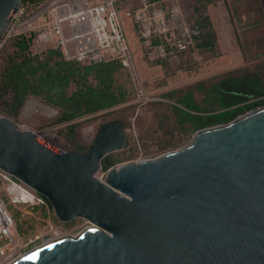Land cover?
I'll return each mask as SVG.
<instances>
[{
	"label": "water",
	"instance_id": "95a60500",
	"mask_svg": "<svg viewBox=\"0 0 264 264\" xmlns=\"http://www.w3.org/2000/svg\"><path fill=\"white\" fill-rule=\"evenodd\" d=\"M21 1L0 0V35ZM125 146L118 118L75 150L0 115V169L59 220L88 221L8 264H264V104L97 177L102 157Z\"/></svg>",
	"mask_w": 264,
	"mask_h": 264
},
{
	"label": "rangeland",
	"instance_id": "374dc122",
	"mask_svg": "<svg viewBox=\"0 0 264 264\" xmlns=\"http://www.w3.org/2000/svg\"><path fill=\"white\" fill-rule=\"evenodd\" d=\"M23 2L26 5L25 12L37 5V0ZM177 4L181 26L188 33L185 36L188 43L176 52L175 57L165 55L151 59L145 54L133 15L124 16V5L118 6L131 49V63L128 66L121 64L112 75V88L123 92V99L119 103L67 122H52L58 108L41 95L30 93L17 113L6 114L0 108V115L10 117L19 129L33 130L61 148L75 150L86 147L101 122L119 115L124 122L126 146L105 154L106 161H113L109 166H114L125 160L160 153L161 151L155 150L157 141L168 137L169 132L172 133L170 137L177 134L176 129L167 132L172 124V117L159 119L161 115L155 111L157 107L149 103L153 100L173 102V97L164 95L166 91L191 86L195 100L201 106H208L211 92L204 94L195 85L198 81L207 85L224 74L248 73L264 83V0H177ZM13 50L12 37L0 40V70L7 55L12 54ZM59 57L63 58L62 55L52 54L48 61ZM75 60L80 66L87 64ZM83 78L85 82L96 83L91 71L85 73ZM73 87L74 82H69L67 91ZM29 100L41 104L45 110L34 107L25 111ZM158 110L161 111L162 108ZM70 122L76 124L68 127ZM192 133L184 136L176 146L186 143ZM106 169L100 167L96 176L102 179ZM33 193L36 194V191L33 190ZM0 199L12 219V239L5 249L1 264L12 261L51 238L76 234L88 224L80 216L61 221L51 208L45 204L40 205L38 201L29 205L10 201L5 189V179L1 175ZM43 210L45 214L42 213ZM6 239L7 236L0 237V242Z\"/></svg>",
	"mask_w": 264,
	"mask_h": 264
},
{
	"label": "trees",
	"instance_id": "16d2710c",
	"mask_svg": "<svg viewBox=\"0 0 264 264\" xmlns=\"http://www.w3.org/2000/svg\"><path fill=\"white\" fill-rule=\"evenodd\" d=\"M12 39L13 53L7 55L0 70V108L4 113H17L25 97L30 93L41 95L58 108L52 122H67L107 109L122 101L123 92L112 88L111 85L113 72L121 65L118 59L100 60L81 66L76 63L75 58L59 57L49 62L48 58L52 54L62 55L58 48L46 47L41 51L32 52L23 35H15ZM157 39V36H151L152 42ZM90 71L96 78L95 84L85 82L83 78L85 73ZM71 81L74 82V87L67 91ZM195 85L204 94L211 92L208 106H201L195 100L191 86L166 91L164 95L173 97V102L160 100L149 102L157 107L155 111L161 115L159 119L172 117V124L167 132L172 129L178 131L174 137H170L172 133L169 132L168 137L158 140L155 150L162 152L175 147L184 136L200 127L228 121L246 110L264 104V83L256 77L249 76L248 73L224 74L207 85L199 81ZM260 95L263 96L257 97ZM159 108L162 110H158ZM114 118L123 122L119 115L110 119ZM75 124L76 122H70L67 126L72 127ZM112 162L106 161L104 155L101 159V169H106ZM39 204L48 207L46 203ZM42 213L46 212L43 210Z\"/></svg>",
	"mask_w": 264,
	"mask_h": 264
},
{
	"label": "built area",
	"instance_id": "2783aa9c",
	"mask_svg": "<svg viewBox=\"0 0 264 264\" xmlns=\"http://www.w3.org/2000/svg\"><path fill=\"white\" fill-rule=\"evenodd\" d=\"M119 5H124V16L133 15L149 59L175 57L188 43L177 0H37V5L28 12L22 0L10 11L0 40L21 34L32 52L54 47L67 59L88 64L116 58L128 66L131 49ZM151 36H157V41L152 42ZM0 175L5 179L10 201L26 205L46 202L41 194H34L33 189L6 171L0 169ZM0 203V237H8L0 242L1 261L12 239V219L1 199Z\"/></svg>",
	"mask_w": 264,
	"mask_h": 264
},
{
	"label": "bare ground",
	"instance_id": "6f19581e",
	"mask_svg": "<svg viewBox=\"0 0 264 264\" xmlns=\"http://www.w3.org/2000/svg\"><path fill=\"white\" fill-rule=\"evenodd\" d=\"M34 107L41 108L42 110L44 109V108L41 106V104L36 103L34 100H29V101L27 102L26 106H25V111H30V110L34 109ZM44 110H45V109H44ZM0 207H1V203H0ZM66 235H69V234H66ZM70 235H71V234H70ZM62 236H63V235H62ZM58 237H61V236H58ZM58 237H55V238H58ZM55 238H51V239L45 241V243L48 242V241H50V240H52V239H55ZM20 255H21V254H20ZM20 255H19V256H20ZM8 263H9V262H8ZM8 263H6V264H8Z\"/></svg>",
	"mask_w": 264,
	"mask_h": 264
}]
</instances>
